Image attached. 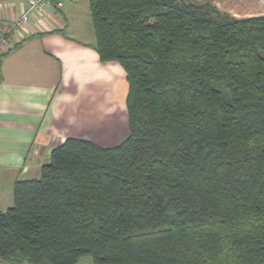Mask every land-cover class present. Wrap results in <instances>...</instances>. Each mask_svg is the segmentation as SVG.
I'll return each instance as SVG.
<instances>
[{
    "label": "trees",
    "instance_id": "obj_1",
    "mask_svg": "<svg viewBox=\"0 0 264 264\" xmlns=\"http://www.w3.org/2000/svg\"><path fill=\"white\" fill-rule=\"evenodd\" d=\"M129 135L68 138L0 211L5 264H264V15L90 0Z\"/></svg>",
    "mask_w": 264,
    "mask_h": 264
},
{
    "label": "crops",
    "instance_id": "obj_2",
    "mask_svg": "<svg viewBox=\"0 0 264 264\" xmlns=\"http://www.w3.org/2000/svg\"><path fill=\"white\" fill-rule=\"evenodd\" d=\"M198 1L231 14L211 0ZM79 3L30 11L13 48L0 57V211L13 206L15 184L38 179L53 149L68 138L113 147L129 135L128 117L122 124L115 108L118 84L127 113L126 74L120 65L100 61L90 4L86 10ZM28 11L29 0H0V27ZM78 264L96 263L83 257Z\"/></svg>",
    "mask_w": 264,
    "mask_h": 264
},
{
    "label": "rangeland",
    "instance_id": "obj_3",
    "mask_svg": "<svg viewBox=\"0 0 264 264\" xmlns=\"http://www.w3.org/2000/svg\"><path fill=\"white\" fill-rule=\"evenodd\" d=\"M202 1H206V0H202ZM210 1V0H207ZM213 1L219 8H221L222 10L228 11L231 13V15L233 14V16L235 15L238 18H243V17H251V16H258V15H263L264 14V0H211ZM81 7L83 8H87L89 7V0H80ZM78 28V26H77ZM92 33H87L86 35H91ZM123 82V80L121 79H117V83H121ZM124 82L126 83V93H125V98L127 96V92H128V81L126 79V76L124 77ZM117 90L115 91V108H116V115L119 117L118 121L125 123L124 120H127V113L125 111V103L122 106V104L120 103V98L123 95V91H122V87L119 86L117 84ZM118 127V126H116ZM120 127V126H119ZM98 128H95V131H97ZM94 130V129H93ZM112 143V145H116L117 140H115L114 142H110Z\"/></svg>",
    "mask_w": 264,
    "mask_h": 264
},
{
    "label": "built area",
    "instance_id": "obj_4",
    "mask_svg": "<svg viewBox=\"0 0 264 264\" xmlns=\"http://www.w3.org/2000/svg\"><path fill=\"white\" fill-rule=\"evenodd\" d=\"M65 0H29V11L23 13L15 21L4 24L0 27V57L13 48L17 35L29 23L30 11L43 12L47 5H52L57 9L64 7Z\"/></svg>",
    "mask_w": 264,
    "mask_h": 264
}]
</instances>
